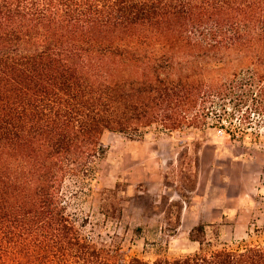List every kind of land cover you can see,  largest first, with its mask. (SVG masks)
I'll list each match as a JSON object with an SVG mask.
<instances>
[{
  "label": "trees",
  "instance_id": "trees-1",
  "mask_svg": "<svg viewBox=\"0 0 264 264\" xmlns=\"http://www.w3.org/2000/svg\"><path fill=\"white\" fill-rule=\"evenodd\" d=\"M212 120L264 140V0H0V264H264V240L205 250L203 224L195 254L132 256L77 210L107 133ZM100 196L104 232L121 194Z\"/></svg>",
  "mask_w": 264,
  "mask_h": 264
},
{
  "label": "rangeland",
  "instance_id": "rangeland-1",
  "mask_svg": "<svg viewBox=\"0 0 264 264\" xmlns=\"http://www.w3.org/2000/svg\"><path fill=\"white\" fill-rule=\"evenodd\" d=\"M237 126L235 120H212L205 128L173 133L157 126L140 136L107 133L96 188L77 210L91 218L104 241L114 239L147 260L199 252L190 234L200 224L204 232L194 238L211 244L205 250L264 240V140L255 146L247 141L251 136L239 142ZM115 187L122 217L102 232L100 194ZM256 229L263 235L255 236Z\"/></svg>",
  "mask_w": 264,
  "mask_h": 264
},
{
  "label": "built area",
  "instance_id": "built-area-1",
  "mask_svg": "<svg viewBox=\"0 0 264 264\" xmlns=\"http://www.w3.org/2000/svg\"><path fill=\"white\" fill-rule=\"evenodd\" d=\"M220 132H221V134H222V132H223V133H225V131H223V130H222V131H220Z\"/></svg>",
  "mask_w": 264,
  "mask_h": 264
}]
</instances>
